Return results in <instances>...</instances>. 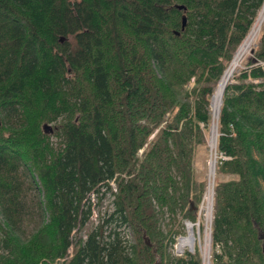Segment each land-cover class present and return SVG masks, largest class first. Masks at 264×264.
<instances>
[{
	"label": "trees",
	"instance_id": "16d2710c",
	"mask_svg": "<svg viewBox=\"0 0 264 264\" xmlns=\"http://www.w3.org/2000/svg\"><path fill=\"white\" fill-rule=\"evenodd\" d=\"M263 6L0 0V264H201L169 248ZM257 39L218 113L211 264H264V22Z\"/></svg>",
	"mask_w": 264,
	"mask_h": 264
},
{
	"label": "rangeland",
	"instance_id": "374dc122",
	"mask_svg": "<svg viewBox=\"0 0 264 264\" xmlns=\"http://www.w3.org/2000/svg\"><path fill=\"white\" fill-rule=\"evenodd\" d=\"M255 46V42L253 43V45L251 46L249 52L247 53V55H245L239 65V67H237V69L234 71L235 73L239 70V69H242L245 67V62L251 57L252 55V49L254 48ZM239 49V48H238ZM234 56V55H233ZM242 64V65H241ZM233 78V75L231 77V80ZM194 82L193 80H191L187 85L186 87L188 89H190L192 86H193ZM211 100H212V96H211ZM211 100H210V112L212 111V106H211ZM222 101V100H221ZM221 105V103H220ZM220 109V108H219ZM212 115V114H211ZM213 116V115H212ZM46 125V124H45ZM211 125H212V122L210 124V128L206 134V142H205V146H203L200 150H199V153L197 155V158L195 159L194 161V167L197 171V174L200 176V177H204L206 179V182H205V187H204V193L207 194V191H208V194H207V198H206V195L204 194L205 196V199H206V202H205V206L207 204V200H211L212 199V196L210 195L209 193V186L212 187L213 191H214V184H215V178H216V171L214 169V177H213V181L211 182L210 184V163L212 160L215 161L216 163V158H217V153L215 152V148L214 150L212 151L211 148H210V145H209V142H210V138H211V134H212V131H213V128L215 126V120H213V126L211 128ZM217 126V125H216ZM216 136H217V132H216ZM222 178H226L225 176H222ZM112 187H113V190L115 191V185L114 183H111ZM203 196V198H204ZM213 196H214V192H213ZM202 198V199H203ZM111 202H112V196L110 195V193H106L105 196L100 200V201H96L95 200V206H94V210H93V214H92V218H91V222H96L97 219H98V214L99 212H104L105 210L107 209H111ZM202 202V200H201ZM201 202H200V205H201ZM199 205V206H200ZM204 206V207H205ZM200 208V207H199ZM204 209V208H203ZM212 211H213V201H212V210H211V220H212ZM199 215H197V218H196V221L199 220V229L201 230L200 231V234H201V241L203 242V239L205 240V245H206V238L209 234L208 230H209V227L211 226L210 222H207V215L205 213V210H202L201 211V214L200 213H197ZM185 221L187 220H184V221H181L180 220V223L178 225V227L180 228V233L178 235H185L186 233V225H185ZM189 221V220H188ZM195 221V222H196ZM192 222V221H191ZM91 224V223H90ZM89 224V225H90ZM205 225L207 226L206 229H205ZM189 226H192V228L194 229L195 225H189ZM194 226V227H193ZM197 228H195L196 230ZM205 230V231H204ZM177 235V236H178ZM176 236V237H177ZM210 236H211V233H210ZM174 237V240L172 241L171 245H170V248H169V253L170 255L174 256V257H178L174 254L173 252V243L175 242V238ZM189 237V234L188 236ZM182 243H184V239L182 240ZM210 244H211V238H210ZM210 248V247H209ZM204 249H205V246H204ZM203 249V251H204ZM210 249H209V253H210ZM200 256V254H199ZM54 263H59V261H55ZM53 263V264H54ZM202 264V263H201ZM211 264V262L209 263Z\"/></svg>",
	"mask_w": 264,
	"mask_h": 264
},
{
	"label": "bare ground",
	"instance_id": "6f19581e",
	"mask_svg": "<svg viewBox=\"0 0 264 264\" xmlns=\"http://www.w3.org/2000/svg\"><path fill=\"white\" fill-rule=\"evenodd\" d=\"M263 22H264V6H263L262 10L260 11V13L258 15V18L256 19L252 30L250 31V33L247 36V38L243 41V43L239 47L238 51L235 54V57H234L232 63L230 64L229 68L226 70L225 74L223 75L222 79L220 80V82H219V84H218V86L216 88V91L214 93V96L212 98V104H211V106H212V115H213V120H215V126L213 128V131H212V134H211V138H210V142H209V145H210V148H211L212 151L216 147V137H217L216 136L217 126L216 125H217V119H218L220 103H221L222 95H223V89L226 86V84L228 83V81L231 79L234 71L237 69V67H239L243 57L245 55H247V53L249 52L251 46L253 45V43L257 39ZM214 169H215V161L212 160L211 163H210V184L213 181L212 179L214 177ZM208 189H209L210 195L212 196V187L209 186ZM207 194H208V191H207ZM207 194H206V198H207ZM203 210H205V213L207 215V222H210V220H211V200H209V201L207 200V204H206V206L204 207ZM191 229H193L192 226H189V237L184 238V244L187 243V242L188 243L192 242V235L190 234ZM210 238H211L210 234H208V236L206 238L205 249L203 251L204 252V254H203V264H209V262H210V253H209Z\"/></svg>",
	"mask_w": 264,
	"mask_h": 264
},
{
	"label": "built area",
	"instance_id": "2783aa9c",
	"mask_svg": "<svg viewBox=\"0 0 264 264\" xmlns=\"http://www.w3.org/2000/svg\"><path fill=\"white\" fill-rule=\"evenodd\" d=\"M213 192L214 191L212 189L211 210H212ZM205 202H206V199L204 196V198L202 199L201 205L199 206L200 208L198 209V213L201 214V211L203 210V208L205 206ZM210 221L212 222V220H210ZM211 222H210V224H211ZM185 225H186L185 228L187 229L186 233H185V235H178L175 238V242L173 243V252L176 256L180 257L183 255L194 254L197 251L200 254L201 263L203 264V254H204L203 249L205 246V240L203 239V242L201 241V234H200L201 230L199 229V220H197L196 222L185 221ZM189 225H195V227L193 226L194 229H191V232H190V234L192 235V242L191 243L187 242L184 244V243H182V240L184 238H186L189 234ZM206 227L207 226L205 225V229H206ZM195 228H197V229L195 230ZM208 232L210 234L211 226L209 227Z\"/></svg>",
	"mask_w": 264,
	"mask_h": 264
},
{
	"label": "water",
	"instance_id": "95a60500",
	"mask_svg": "<svg viewBox=\"0 0 264 264\" xmlns=\"http://www.w3.org/2000/svg\"><path fill=\"white\" fill-rule=\"evenodd\" d=\"M183 25H184V20H183ZM224 89H225V87H224ZM224 89H223V92H224ZM44 127H45V128H47V127L50 128L48 125H44ZM261 236H262V235H261ZM145 240H146V243L149 244V240H148V239H145Z\"/></svg>",
	"mask_w": 264,
	"mask_h": 264
}]
</instances>
